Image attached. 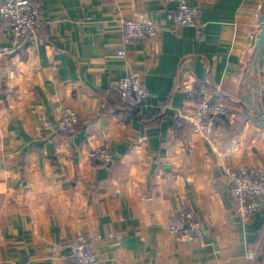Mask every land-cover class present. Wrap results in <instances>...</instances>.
<instances>
[{"label":"crops","instance_id":"crops-1","mask_svg":"<svg viewBox=\"0 0 264 264\" xmlns=\"http://www.w3.org/2000/svg\"><path fill=\"white\" fill-rule=\"evenodd\" d=\"M41 1L39 36L0 55V264H61L77 234L101 264H264V202L242 219L223 180L227 166L264 175V128L239 106L264 114V51L260 63L254 47L264 0H187L199 9L198 30L175 28L168 0ZM140 17L162 32L125 44L122 21ZM11 43L0 30V47ZM123 76L143 81L142 107L111 91ZM204 82L239 126L230 137L218 128L214 144L193 125L187 96ZM63 107L80 122L46 130ZM177 116L187 120L174 136ZM95 148L110 161L91 165ZM188 210L199 242L168 233Z\"/></svg>","mask_w":264,"mask_h":264},{"label":"built area","instance_id":"built-area-1","mask_svg":"<svg viewBox=\"0 0 264 264\" xmlns=\"http://www.w3.org/2000/svg\"><path fill=\"white\" fill-rule=\"evenodd\" d=\"M176 7L169 13L175 28L193 27L199 29V9L190 5L187 0H168ZM41 0H4L0 7V30L12 37L10 45L0 47V55L11 54L20 42L39 36L43 27ZM162 28L148 21L144 17L137 20L122 21V38L125 44L136 41H146L158 38ZM117 55L123 57L125 50L121 49ZM125 107H142L148 96L143 81L136 76H123L111 86ZM219 89L208 83L188 91L187 96L193 101V125L199 133L211 144L218 141V126L216 119L235 120L234 110L221 102ZM187 116H177L173 135H179L184 129ZM80 122L78 113L69 107L61 108L54 121L46 122L45 129L56 133H67ZM222 129V128H221ZM88 158L91 165L106 164L111 156L103 148L89 151ZM225 190L231 199L235 211L242 219H248L260 212L264 202V175L258 168L227 166L223 171ZM168 233L175 240L199 242L203 230L193 213L184 211L174 216L168 225ZM254 252H247L248 261L254 259ZM61 264H101L97 254L92 250L87 238L83 234L75 235L68 243V254L60 257Z\"/></svg>","mask_w":264,"mask_h":264},{"label":"water","instance_id":"water-1","mask_svg":"<svg viewBox=\"0 0 264 264\" xmlns=\"http://www.w3.org/2000/svg\"><path fill=\"white\" fill-rule=\"evenodd\" d=\"M259 23L261 24L260 33L255 40L254 47L256 49L255 55L257 58H259L260 63H262V54L264 51V16L260 19ZM239 106L242 107L246 115L249 114V111H253L255 114V117H252V121L258 127L264 128V114L258 107L254 105L248 106L244 104L242 101H239Z\"/></svg>","mask_w":264,"mask_h":264},{"label":"trees","instance_id":"trees-1","mask_svg":"<svg viewBox=\"0 0 264 264\" xmlns=\"http://www.w3.org/2000/svg\"><path fill=\"white\" fill-rule=\"evenodd\" d=\"M128 108V107H127ZM130 108V107H129ZM241 117H243L241 115ZM241 119V118H240ZM216 124H219L221 127H223L227 132H229V137L236 132L239 129V126L235 123H231L230 121H227L223 118L216 119Z\"/></svg>","mask_w":264,"mask_h":264}]
</instances>
